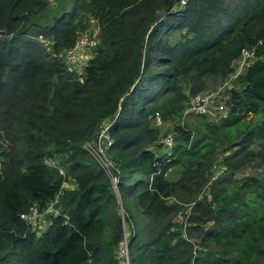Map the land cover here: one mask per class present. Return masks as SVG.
<instances>
[{
	"label": "trees",
	"instance_id": "1",
	"mask_svg": "<svg viewBox=\"0 0 264 264\" xmlns=\"http://www.w3.org/2000/svg\"><path fill=\"white\" fill-rule=\"evenodd\" d=\"M70 1L73 11L41 25L47 0H0V264H118L125 240L129 264H264V180L233 178L251 160L264 161L253 148L264 146V0H187L180 9V0ZM75 11L101 32L79 75L29 50L37 34L51 38L54 52L71 48L84 29ZM183 30L182 42L166 45L164 31ZM30 31L37 34L21 43ZM259 42L226 117L175 126L180 142L171 156H156L150 147L166 134L160 138L151 118L165 124L184 111L181 83L196 94L210 77L225 80L241 50ZM106 119V163L122 214L110 172L84 148ZM219 153L226 171L199 197ZM57 158L65 176L46 163ZM172 169L175 180L167 178ZM69 179L75 187L65 190ZM57 198L59 214L38 236L21 216ZM194 201L178 220L180 202ZM193 234L206 249L195 259Z\"/></svg>",
	"mask_w": 264,
	"mask_h": 264
},
{
	"label": "rangeland",
	"instance_id": "2",
	"mask_svg": "<svg viewBox=\"0 0 264 264\" xmlns=\"http://www.w3.org/2000/svg\"><path fill=\"white\" fill-rule=\"evenodd\" d=\"M179 1V0H178ZM181 1V0H180ZM179 2H176L174 4V7L176 9H180L179 7H182L181 4ZM230 1V3L232 4V2L234 0H228ZM70 0H54L53 3H48V12L46 11L41 17H39L38 19H36V22L38 24L41 25H49L53 22L54 18H56L57 16H59L62 12H71L74 9V5L75 3H70ZM178 3V4H177ZM240 1L236 0V4H240ZM232 6V5H231ZM76 22H78L79 24H82L84 27V29L82 30V32L79 34V38L82 36H88L92 42H93V46L91 47V55H90V51L88 52L87 56H92L94 53L95 48H97L100 38L99 35L101 34L100 32V27L99 24L93 19L91 18L86 12L84 11H79L76 12ZM166 31L163 32L164 35H166V45L169 47H172L173 45H175L178 42H182L183 38L185 39V35L186 30H183L181 32L177 31V32H173V33H169V34H165ZM35 32L30 31L26 36L22 37L19 41L21 43H25L26 40H28L27 36H35ZM39 34H37V36H35L33 39L37 42H35V46L33 48H31V46L29 47L30 52L31 53H40L41 56L43 55H48V54H52L53 50H52V45L53 42L51 41V38L46 37V36H42V41L39 40L38 38ZM37 45V47H36ZM36 47V48H35ZM35 55H39L36 54ZM40 57V56H39ZM83 64L80 65V67L78 69H76V73L79 75L83 72V68H82ZM160 68V67H159ZM158 68V69H159ZM157 69V70H158ZM156 70V71H157ZM163 69H160L158 72H163ZM237 78L233 77V75L231 74L228 78H226L225 80H220L217 79L216 77H210L206 80L205 83V89L201 92H198L196 94H193V92H191V86L185 82H182L181 86L183 87L184 91L188 94V101L185 104V109H187L189 106V102L190 99L196 95H204V94H208V95H213L217 92H220V98L221 100H228L230 99V92L232 89H237L238 88V84H237ZM217 104V102H216ZM185 109L184 111L179 114L178 116L172 118L169 121H166L165 124H162L159 127H156V129L159 130L160 132V138L162 135H167L170 130H173V128L175 126H186L188 129H191V127L195 126V125H199L202 124L201 121L199 120V117L201 116H194V115H188L185 114ZM117 115V114H116ZM115 115V116H116ZM114 116V118H115ZM161 119V118H160ZM111 119H106L103 121V123L101 124V128L100 131H98V136H97V140L93 143H86L84 145V148L90 152H92L99 163L103 164L106 163L108 160L107 155H106V149H107V143H106V138H107V133L105 131V129L107 128L109 122ZM162 120V119H161ZM219 117H215L214 118V122L217 123L219 122ZM164 122V121H163ZM153 125V124H151ZM165 135V136H166ZM163 138H161L160 140V144ZM180 142V138L177 135L175 137V146L176 144H178ZM5 147L6 143L3 142V140L0 137V146ZM152 149V151L155 153L156 156H160L161 153L164 152L163 146L162 144L159 146L158 143L153 144V146L151 145L150 147ZM253 148H255L256 152H262V154L264 155V146H259V145H255ZM215 157L216 160H215ZM223 155L221 153L217 154L216 156H214L212 158V164L209 167V174H210V178L207 182V184L202 188V190L199 193V197L203 196L205 193H207V187L209 185H211L214 181H217L218 179H220L223 174L226 171V167L224 164L221 163L222 159H223ZM109 161V160H108ZM48 165L57 168L59 170L60 174H63V176H65L66 171L65 169L61 166L63 164L62 160L60 159H55L53 161H51L50 159L47 160L46 162ZM61 164V165H60ZM104 168H107V166L105 164H103ZM113 165L112 163H109L108 165V172H110V170L113 171ZM256 178V179H261L264 180V161L260 160V158H255L254 160H251L249 163L241 166L235 173V175H233L234 180H242L244 178ZM110 178H111V184L112 187L114 189V192L116 193V196L118 198V204L119 206L121 205L120 202V198H119V193L116 190V186H117V182L118 179L115 178V176L113 175V172H110ZM167 178L170 180H175L178 178V176L176 175L175 169H172L168 174H167ZM131 181L127 182V186L130 185ZM75 187L74 181L72 179H69L68 182H66L63 185V188L65 190H71ZM58 199L57 198L53 203H51L48 207V209L44 212H38L37 210L34 211V215L31 218L30 224L32 226V228L35 230V232H37L38 236H41L43 234L44 231H46L47 227L49 226V221H48V217L49 216H55L57 214H59V208L57 207L58 205ZM183 201L189 202L190 200H188V196H183L182 197ZM195 201L194 202H190V203H182L180 202V205L182 207H184L186 210L184 212V216H179L178 220L180 221H186V218L189 217L192 214V210L195 208ZM210 226V225H209ZM126 236H128L129 231H126ZM188 234V231H187ZM186 232L185 235L187 236ZM199 237L197 235L193 234V239L191 240L192 243L195 244L194 246V250L192 247V252H193V259H195V257H199L198 254L199 253H205L206 249L203 250L202 246L199 244L198 242Z\"/></svg>",
	"mask_w": 264,
	"mask_h": 264
},
{
	"label": "built area",
	"instance_id": "3",
	"mask_svg": "<svg viewBox=\"0 0 264 264\" xmlns=\"http://www.w3.org/2000/svg\"><path fill=\"white\" fill-rule=\"evenodd\" d=\"M54 0H47L48 3H53ZM187 0H181V6H185ZM39 40L42 41L41 35L38 36ZM259 42L256 46L252 48H244L241 50V53L237 59H235L231 63V69L233 77L237 78L244 74L246 69L257 59L256 49L257 46L260 45ZM93 46L92 40L88 36L78 37L75 44L68 49H63L59 52H54L50 54V57L54 60L60 61L65 66H67L71 71H76L80 67V65H84V63L88 60L89 56L88 52ZM220 92H217L213 95H196L190 99L189 107L185 109V114L201 116L205 117L208 121H214L215 117L225 118L228 110V100H221ZM217 102V104H216ZM151 123L153 127H159L163 123L159 116L155 118H151ZM109 124L105 129L106 133L108 132ZM108 134V133H107ZM175 137L176 133L174 131L169 132L166 136L163 137L161 144L163 146L164 152L163 154L167 157L171 156L172 150L175 147ZM107 148L111 146L112 140L109 135L106 138ZM103 164L107 166L104 168ZM101 164L104 170H108V164ZM37 209H33L28 215L21 216V218L31 226L30 222L32 216L34 215V211ZM118 264H129V256L127 249V242L124 241L123 245L120 247L117 254Z\"/></svg>",
	"mask_w": 264,
	"mask_h": 264
},
{
	"label": "water",
	"instance_id": "4",
	"mask_svg": "<svg viewBox=\"0 0 264 264\" xmlns=\"http://www.w3.org/2000/svg\"><path fill=\"white\" fill-rule=\"evenodd\" d=\"M0 36H4V32L0 31ZM119 211H120L121 214L123 213V210H122L121 206H119ZM127 249H128V244H127ZM116 261H118V259H116Z\"/></svg>",
	"mask_w": 264,
	"mask_h": 264
}]
</instances>
